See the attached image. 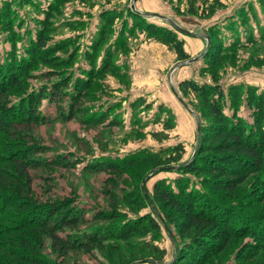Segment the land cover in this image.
<instances>
[{
  "label": "rangeland",
  "instance_id": "obj_1",
  "mask_svg": "<svg viewBox=\"0 0 264 264\" xmlns=\"http://www.w3.org/2000/svg\"><path fill=\"white\" fill-rule=\"evenodd\" d=\"M34 1L39 4L33 0H0V58L11 50V34L19 36L15 52L26 58L29 40H35V30L43 28L47 30L50 50L55 49L52 57L61 61L68 55L74 56L72 65L59 67L35 59L34 67L22 80L27 83V94H40L36 110L41 120H17L7 132L12 135L9 139L15 138L7 150L22 146L17 158L30 175L31 190L27 198L40 204L54 203L50 210L57 208L55 215L61 216L60 221L54 222L48 217L52 221L48 227L54 228L55 236L64 241L65 248L60 249L45 230L38 229L43 233L42 256L52 264H154L153 261H159L157 253L163 250V262H169L177 252L173 242L181 247L188 239L180 234L178 225L182 217L177 214L176 220L172 215L173 221L166 219L169 231L162 225L158 238L135 234L129 239L143 247V255L128 254L126 241L118 238L85 245L82 241L115 230L114 226L122 220L109 222L106 214L115 210L134 213L133 198L142 192L154 202V187L160 180L172 184L180 175L188 176L181 166L201 153L200 135L207 139L205 142L216 145L228 140L220 133L209 134L214 120L207 114L208 101L192 91L182 90L181 82L193 80L207 85L206 90L219 86L225 105L229 106L224 112L231 114L230 104L236 101L237 114L251 121L246 89L255 86L256 93H264V0H64L52 10L46 8L53 1ZM7 6L11 9L14 33L8 28L9 19L6 23L2 21ZM109 10L118 14V18L111 27L112 39L106 44H118L114 37L124 25L122 46L114 51L110 69L93 81L88 92L84 91L81 98L73 101L74 108L70 111L72 100L67 93L73 91L72 80L84 78L81 72L90 69L85 57L92 52V43L100 32V17ZM147 23L175 31L184 41L189 59L180 61L172 45L148 33ZM211 29H216L215 34L221 38H213L212 47L208 36ZM249 34L256 40L247 41ZM220 40L224 48L235 45L231 49L214 47ZM104 44L100 45L99 53H104ZM100 60L101 57L96 58L94 68L101 65ZM62 76L69 80L60 87ZM234 88L240 89L232 97ZM21 95H11L8 104L15 102L14 96ZM87 113L92 116L88 117ZM7 150L1 148L0 155L4 156ZM133 155L140 157L128 158ZM121 158L129 159H125L127 163L133 161L113 167ZM170 160L171 163H166ZM90 161H94L92 167L84 172ZM2 163L0 160V166ZM205 176L210 180L222 178L220 173L207 175L201 171L190 178L199 188ZM253 176L234 181L239 182L230 199L223 198L229 191L218 184L204 187L224 202L254 212L257 207L240 205L243 200L254 202L255 191L263 186L264 179L256 181ZM59 204L64 208L62 213ZM156 204L154 210L173 214V209H160ZM262 205L264 200L258 207ZM98 213L101 219L94 218ZM150 213L153 214L149 206L138 211L141 216ZM92 228L99 230L97 235L88 239L79 235ZM231 239L213 264H236V261L264 264L261 258L264 250L259 251L260 256H247L244 252L240 255L242 239Z\"/></svg>",
  "mask_w": 264,
  "mask_h": 264
},
{
  "label": "trees",
  "instance_id": "obj_2",
  "mask_svg": "<svg viewBox=\"0 0 264 264\" xmlns=\"http://www.w3.org/2000/svg\"><path fill=\"white\" fill-rule=\"evenodd\" d=\"M51 1L53 3H49L46 10L54 9L55 4H59L64 0ZM33 2L39 4V2H35L34 0ZM10 10L9 6L3 10L2 14L5 16L2 21L6 23L9 19V22H7L8 28H11L10 32L14 33ZM13 15L18 17L17 14L13 13ZM117 15L115 12L109 10L100 17V32L95 38L94 43H92V52H88L85 57L91 67L89 70L83 69V72H81L83 75L81 76L84 78L72 80L74 82L73 86H71L73 91L67 93L69 99L72 100L69 105L70 111H73L74 108L73 101L81 98L83 92L90 89L94 83L93 81L97 77H100L105 70L110 69L112 65L111 58L115 54L114 51L116 52L122 46L124 25L121 26L122 29L114 37L115 40L118 39L116 42L118 44L115 45V42L112 44L108 42L106 44L107 40L109 41L111 38V27L115 19L118 18ZM18 19L22 21L20 18ZM145 25L150 35L158 37L166 45H172L180 61L189 59L188 54L184 50V41L178 38L175 31L157 26L152 27V24L149 23ZM230 28L233 29L232 27ZM35 31V40H29V45L26 46V58L19 57L18 53L15 52L17 50L16 41L19 40L18 34H11V50L0 58V149L4 148L7 150L12 147L13 143L11 142H15V138L9 139L12 135L9 136L7 133L12 123L17 120L29 121L31 118H35L38 121L41 120V115L36 110L40 94H27V83L22 80L26 72L34 67L35 59H40L51 67L72 65L74 61L73 55H68L67 58H62L61 61H59L58 57H52L51 53L55 49L50 50L49 48L47 30L43 28V30L36 29ZM215 31L216 29H211V33L208 35L211 40V47L213 38L221 39L220 36L215 34ZM245 39L251 42L256 40H254V35L251 34ZM102 43H105L103 54L99 53ZM233 45L235 44L224 48L220 40V42L217 41L213 46L231 49ZM97 57H101V65L94 68ZM67 80L69 79L62 76V79H60L62 83L59 86L62 87ZM180 86L182 90L192 91L208 101L207 114L214 120L209 134L220 133L221 135H225L228 140L216 145L212 142H205L207 139H203L204 136L200 135L201 142L198 150L201 153L181 166V171L188 173V176L180 175L172 184L167 183L165 180H160L154 187V197L156 198L154 202L143 192L140 196H135L132 202L136 205L134 213H121L116 210L107 213L105 218L109 222L112 220L122 221L118 222L119 224L114 226L115 230H111L107 235L100 236L99 233V236L88 239L90 236L98 234L99 230L96 228H92L90 231L85 232V234H79L88 239L82 241V244L85 245L101 239L108 240L113 237L126 241L124 247H126L125 251L128 254L141 253L139 255H143L145 253L143 247L133 243L131 240L129 241V239L135 236V234L143 236L150 234L153 238H158L162 225L167 232L169 231L165 223L166 219L168 222L176 220L178 217H174L177 214L182 217L178 225L180 234L182 237L188 238L187 242L181 247H178L173 242L177 248V252H175L172 259L169 262H163L164 254L162 253L165 251L161 250L162 252L157 253L159 261L152 260L154 264H213L214 259L218 258L220 251L233 237L242 239L240 255H243L241 253L244 252L247 256H260L259 251L264 250V205L261 208L258 206L261 204V200H264V183L261 188H257L255 191L256 194L254 195H256L257 199L254 202H247L245 200L240 202L242 208L243 206L246 208L257 207L254 212L244 211L239 205L224 202L222 198L215 197L204 186L208 185L210 187L211 185L218 184V187H223L229 191L224 194L223 198L230 199V195L234 194V187L239 182L235 184L234 181L238 179L243 181L245 178L253 176L255 172L258 174L252 178L256 179V181L257 179H264V93H256L258 88L255 86L249 85L247 87L246 107H248L247 109L251 114V121H248L237 114L238 107L235 105L237 104L236 101L230 104L231 114L224 112V108L229 109V106L225 105L223 91L219 86L206 90L205 86L207 85H201L193 80L183 81L180 83ZM239 89L234 88V92L230 95L235 97V93ZM20 93L22 95L14 96L15 102L9 105L8 99L13 98V96H10L19 95ZM87 116L92 115L87 113ZM26 121L24 122L29 123ZM20 152H22V146L16 147L14 150H7L4 156L0 155V160H3L0 166V264H52L51 261L45 259L41 254L43 250L41 249L43 233L38 229L45 230V233L54 239L56 246L60 245V249H64V241L57 235L55 236L53 227H48L52 222L48 221V217H52L51 220L53 219L54 222L60 221L61 216L60 213L55 215L54 211L57 208L50 210L54 207V203L40 204L36 203L33 198H27L31 190L29 187L30 175L28 170H26V165L17 158ZM133 156H129L128 158L140 157L138 155ZM57 159L53 162H56ZM125 159L127 158L118 159V161H115L113 167L124 166V164L127 165L133 161L131 160V162L127 163ZM60 162L64 161L60 160ZM93 162L90 161L85 166L87 168L83 171L88 172L90 170L88 167H92ZM171 162L172 160L166 163ZM237 169H240V171L236 172ZM198 171L207 173V175L217 172L222 175V178L210 180L208 176H205L204 184L199 183V188H197L190 176L192 174L195 175ZM236 173H238V177L234 175ZM157 202L160 209H173V214H169L168 212L163 214L157 208L154 210ZM147 206L150 207L153 214L139 215L138 211ZM60 210H62V213L64 208L62 209L60 206ZM44 213L47 214L44 216ZM171 215L174 219L170 218ZM95 217L100 218V214L98 213ZM35 220L38 221V224L34 223ZM63 225L68 224L64 223ZM168 235L171 236L170 234ZM170 238L172 239V236ZM246 240L250 241L247 242ZM154 248L158 250V248ZM238 251L236 254L240 256ZM261 258H264V251ZM236 264H239V262L236 261Z\"/></svg>",
  "mask_w": 264,
  "mask_h": 264
},
{
  "label": "water",
  "instance_id": "obj_3",
  "mask_svg": "<svg viewBox=\"0 0 264 264\" xmlns=\"http://www.w3.org/2000/svg\"><path fill=\"white\" fill-rule=\"evenodd\" d=\"M148 17H149V16H148ZM177 29H178V31H180V32L182 31V30H180L179 28H177ZM183 32H185V31H182V33H183ZM172 91H174V94L177 96V93L175 92V89L172 88ZM177 98H178V100L183 104V106L186 107V104L184 103V101H183L180 97H178V96H177ZM197 129H198V128H197Z\"/></svg>",
  "mask_w": 264,
  "mask_h": 264
}]
</instances>
